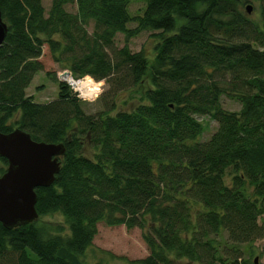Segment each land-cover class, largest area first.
I'll use <instances>...</instances> for the list:
<instances>
[{
	"label": "trees",
	"instance_id": "obj_1",
	"mask_svg": "<svg viewBox=\"0 0 264 264\" xmlns=\"http://www.w3.org/2000/svg\"><path fill=\"white\" fill-rule=\"evenodd\" d=\"M247 1L144 0L131 14L129 0H50L46 12L41 0H0V131L65 147L53 181L34 188L37 217L0 223V264H86L100 220L143 229L136 264H255L240 245L264 235V0L252 17ZM144 29L157 30L151 59L127 44ZM43 44L73 75L146 85L131 109L85 112L53 74L56 97L37 102L25 86ZM224 92L237 111L221 106ZM198 114L216 121L202 140ZM53 214L60 222L42 219Z\"/></svg>",
	"mask_w": 264,
	"mask_h": 264
},
{
	"label": "rangeland",
	"instance_id": "obj_2",
	"mask_svg": "<svg viewBox=\"0 0 264 264\" xmlns=\"http://www.w3.org/2000/svg\"><path fill=\"white\" fill-rule=\"evenodd\" d=\"M252 4L250 12L246 13L244 8L241 10L245 12L247 16H254L256 11L255 1L249 0ZM41 3L46 12L50 0H41ZM144 5V0H129L128 9L131 14L140 13ZM66 8L74 10V6L67 4ZM135 22H129V26H133ZM92 23L89 22L86 25L88 32L91 31ZM157 30L144 29L136 33L135 35L127 39V44L130 50L141 49L143 53L151 59L154 55V45L157 42V36L152 34ZM124 42L121 32H116L114 36V44L120 46ZM261 48H264L262 46ZM39 59L43 64V69L35 72L25 86V93L32 96V99L37 102H44L53 99L57 95V85L53 74L56 76V71L62 67L56 60H54L46 46L43 44L41 47V54ZM100 80V79H96ZM106 90L103 95L95 104L85 103L81 100L83 110L85 112H95L105 104L113 102V108L111 112L116 110H128L131 109L138 101V95L142 92L146 85V80L143 78L139 83L134 86H127L125 88L116 89L114 85H111L109 81H106ZM220 104L227 110L237 111L240 103L231 94L222 93L219 96ZM16 117V116H14ZM13 117V118H14ZM196 118L202 123V131L199 138L205 139L216 127V121L209 117L207 114H198ZM87 155H90V150L85 151ZM4 166L0 160V167ZM225 182H229L228 170L224 176ZM43 220H51L60 222L61 217L58 214L44 215ZM258 221L264 223V213L259 215ZM141 227L133 226L130 228L125 227L123 224L108 225L102 220L96 223V232L92 238L91 244L87 246L81 255V258L86 264H136L134 259L144 256L148 250L146 244L142 238ZM241 257L253 258L255 257V264H264V235L260 238L254 239L250 243H243ZM182 262H191L197 264V262L188 260L184 257L175 258L170 264H179Z\"/></svg>",
	"mask_w": 264,
	"mask_h": 264
},
{
	"label": "water",
	"instance_id": "obj_3",
	"mask_svg": "<svg viewBox=\"0 0 264 264\" xmlns=\"http://www.w3.org/2000/svg\"><path fill=\"white\" fill-rule=\"evenodd\" d=\"M243 8L248 13L252 4L246 2ZM5 31L6 23L0 14V43ZM64 151L62 141L32 138L17 126L0 131V156L6 160L0 172V223L4 227L27 223L37 217L34 188L47 186L53 181Z\"/></svg>",
	"mask_w": 264,
	"mask_h": 264
},
{
	"label": "clouds",
	"instance_id": "obj_4",
	"mask_svg": "<svg viewBox=\"0 0 264 264\" xmlns=\"http://www.w3.org/2000/svg\"><path fill=\"white\" fill-rule=\"evenodd\" d=\"M76 93L77 99L83 100L85 103L95 104L106 90V80H96L91 73H85L82 77L73 76L70 80H65Z\"/></svg>",
	"mask_w": 264,
	"mask_h": 264
},
{
	"label": "built area",
	"instance_id": "obj_5",
	"mask_svg": "<svg viewBox=\"0 0 264 264\" xmlns=\"http://www.w3.org/2000/svg\"><path fill=\"white\" fill-rule=\"evenodd\" d=\"M56 75L62 81L70 80L73 77V75L71 74L70 70L68 68H65V67L58 69L56 71ZM80 77H82V76H80ZM77 78H79V77H77ZM66 84H68V83H66ZM68 86H69V84H68Z\"/></svg>",
	"mask_w": 264,
	"mask_h": 264
}]
</instances>
